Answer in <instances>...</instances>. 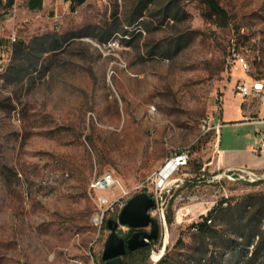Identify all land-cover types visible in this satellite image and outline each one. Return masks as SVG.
Masks as SVG:
<instances>
[{
    "label": "rangeland",
    "instance_id": "obj_1",
    "mask_svg": "<svg viewBox=\"0 0 264 264\" xmlns=\"http://www.w3.org/2000/svg\"><path fill=\"white\" fill-rule=\"evenodd\" d=\"M219 2L228 18L203 0L0 3V264H105L107 223L123 207L99 231L97 197L124 191L125 204L143 191L156 201L148 264H245L264 249V171L230 178L219 131L207 132L223 97L225 115L239 114V77L264 80V0ZM182 152L189 163L163 179ZM106 173L122 188L92 189ZM213 208L203 234L194 225Z\"/></svg>",
    "mask_w": 264,
    "mask_h": 264
},
{
    "label": "crops",
    "instance_id": "obj_2",
    "mask_svg": "<svg viewBox=\"0 0 264 264\" xmlns=\"http://www.w3.org/2000/svg\"><path fill=\"white\" fill-rule=\"evenodd\" d=\"M36 1L28 0V6ZM0 3L16 5L15 0H0ZM42 3L44 6L47 0H42ZM224 103L223 97L222 111L217 119L221 127L215 144L218 162L225 169L247 167L264 171V149L260 148L261 133L264 131V103L250 97L244 100L242 107H238L239 114L234 118L225 115ZM224 128L230 129L227 138L223 136Z\"/></svg>",
    "mask_w": 264,
    "mask_h": 264
},
{
    "label": "built area",
    "instance_id": "obj_3",
    "mask_svg": "<svg viewBox=\"0 0 264 264\" xmlns=\"http://www.w3.org/2000/svg\"><path fill=\"white\" fill-rule=\"evenodd\" d=\"M3 1L8 2L9 0H3ZM16 11H17V7L16 5H14L12 12L14 13ZM9 38L11 39L12 43H15L17 41L16 32H12ZM234 56H235V61L238 64V67L242 71H244V73H247L251 69V65L247 57L239 52H235ZM235 86H236V93L242 95L245 100H247L250 97H258L260 98L261 102L264 103V80L254 79L250 76H242L237 79ZM262 121L264 122V119H262ZM204 127H206V124L204 125ZM220 127H221V123H218L212 127L208 125L207 132L213 128H216L217 131H219ZM260 148L262 150L264 149V131L261 133ZM189 160H190L189 152H182L176 157L169 160V162L165 165L166 168L171 162L173 163L169 176L173 174L177 169L188 164ZM226 171L231 172V174L229 175L230 178H234L232 176L239 174L238 176L240 178L246 179V176H248L250 181H256L258 176L254 169L247 167L227 168ZM116 187L122 188V184L120 180L116 178L112 173H106L103 176L95 179L91 183V188L94 189L95 191H106ZM125 194L126 192L124 191L122 195L118 196L115 199H112L111 197L104 194L98 195L97 209L92 217V222L99 231H101V229L103 228L106 217L109 214V212L111 210H114V205L116 202H120L121 207L125 206V202L121 200Z\"/></svg>",
    "mask_w": 264,
    "mask_h": 264
},
{
    "label": "water",
    "instance_id": "obj_4",
    "mask_svg": "<svg viewBox=\"0 0 264 264\" xmlns=\"http://www.w3.org/2000/svg\"><path fill=\"white\" fill-rule=\"evenodd\" d=\"M155 203V198L149 192L137 193L128 199L118 219L108 220L110 234L102 255L105 264H125L123 257L127 250H136L148 245L151 240L159 238V221L150 214ZM120 226L137 230L125 239L119 232ZM148 227L151 229L148 230Z\"/></svg>",
    "mask_w": 264,
    "mask_h": 264
},
{
    "label": "trees",
    "instance_id": "obj_5",
    "mask_svg": "<svg viewBox=\"0 0 264 264\" xmlns=\"http://www.w3.org/2000/svg\"><path fill=\"white\" fill-rule=\"evenodd\" d=\"M71 1H72L71 8H74L75 5H81L85 3L87 0H71ZM203 1L207 5L208 11L206 14L209 15V17H213L214 15H216L219 18H228V13L226 9L220 4L219 0H203ZM42 6H43L42 0H37L36 2L30 3L31 9H40L42 8ZM214 211H215V208L211 209L209 211V214L206 217H204L202 221L195 223L194 227L198 229L200 232H202L203 234H207L211 229L210 223L212 221V217L215 215ZM250 225H251V221H248L246 228H249ZM133 231L134 229L130 230L127 236L128 238L131 236ZM253 236L260 237L262 236V232H254ZM155 240L156 239L151 240L148 245L138 248L136 250H127L126 254L123 257L125 264H148L147 260L150 257L152 243ZM263 251L264 249L262 247V241L260 242L259 240L254 250V253L252 254V256L247 258L245 264H256V259L263 256ZM233 257H235V255H233ZM165 260L166 259L162 257L160 262L162 263Z\"/></svg>",
    "mask_w": 264,
    "mask_h": 264
},
{
    "label": "bare ground",
    "instance_id": "obj_6",
    "mask_svg": "<svg viewBox=\"0 0 264 264\" xmlns=\"http://www.w3.org/2000/svg\"><path fill=\"white\" fill-rule=\"evenodd\" d=\"M172 166H173V163L171 162L166 168H164V170H163V179H164V178H167V177L169 176ZM178 220H179V219H178ZM166 240H169V238L167 239V237H166ZM166 243H167V242H166ZM162 253H163V252H162ZM158 256H159V255H158ZM158 256H157V257H158ZM160 257H161V256H160Z\"/></svg>",
    "mask_w": 264,
    "mask_h": 264
},
{
    "label": "flooded vegetation",
    "instance_id": "obj_7",
    "mask_svg": "<svg viewBox=\"0 0 264 264\" xmlns=\"http://www.w3.org/2000/svg\"><path fill=\"white\" fill-rule=\"evenodd\" d=\"M131 229H134V231H136V230H137V229H135V228H130V230H131ZM134 231H133V232H134ZM123 236L125 237V239H128V237H127V236H128V234H126V235H123Z\"/></svg>",
    "mask_w": 264,
    "mask_h": 264
}]
</instances>
